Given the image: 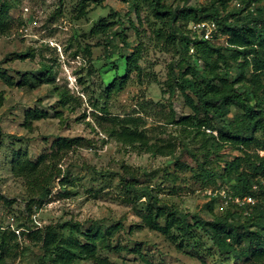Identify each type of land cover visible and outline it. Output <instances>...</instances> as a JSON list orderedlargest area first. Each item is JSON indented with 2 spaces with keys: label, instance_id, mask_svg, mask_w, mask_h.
I'll use <instances>...</instances> for the list:
<instances>
[{
  "label": "rangeland",
  "instance_id": "obj_1",
  "mask_svg": "<svg viewBox=\"0 0 264 264\" xmlns=\"http://www.w3.org/2000/svg\"><path fill=\"white\" fill-rule=\"evenodd\" d=\"M165 1L173 7L184 5L175 0ZM211 1L189 0L188 5H206ZM5 2L8 8L0 25V233L7 237L12 250L7 261L51 264L43 258L40 244L21 234L26 225L35 228L72 221L86 228L99 220L106 225L122 223L115 240L125 248L105 251L120 264H201L202 260L208 264L233 263L232 255L219 249L199 227L184 238L181 247L179 238L171 240L153 229L140 214L144 212V204L130 200L120 181L123 165L134 167L138 185H149L164 202L188 212L189 221L193 214L209 220L236 210L225 199L211 202L208 196L212 188L227 187L229 182L217 178L204 187L195 170L202 162L218 169L220 163L223 165L241 152L227 145L210 158L200 152L193 156L189 149L196 152L198 143L190 142L189 149L184 147L181 143L188 139L180 127L167 122L173 114L179 116L191 110L181 92L169 95L165 83L180 55L177 47L157 34L160 27L167 28L165 18H160L145 3L135 7L132 0L92 1L83 13L77 9L79 0ZM238 2L231 0L229 10H238ZM100 18L112 21V31L124 33L127 43L118 35L108 45L104 35L92 34L90 31ZM175 25L187 30L192 23L180 17ZM216 42L225 43L226 38ZM139 45L143 48L139 59L142 74H132L122 90L108 96L105 88L115 70L104 65L114 61L121 65L120 56L130 54ZM45 66L52 72L54 82L29 84L28 72L39 73ZM232 71L235 77L234 65ZM55 85L67 88L75 97L71 106L62 105ZM35 108L47 116L28 123L26 112ZM104 109L114 115L143 116L153 137L179 143L175 153L152 155L118 142L96 122L95 115ZM237 110L233 107L232 113ZM60 136L81 137L79 145L59 165L70 173V184L65 187L57 184L43 205L34 206L31 213L26 205L24 181L12 170V155L20 149L35 160L49 152ZM178 159L186 166L177 169ZM224 192L222 188L221 193ZM235 219V222L242 220ZM13 230L17 237L12 235ZM133 247H138L141 253L132 252L129 248ZM75 264L96 263L86 259Z\"/></svg>",
  "mask_w": 264,
  "mask_h": 264
},
{
  "label": "trees",
  "instance_id": "obj_2",
  "mask_svg": "<svg viewBox=\"0 0 264 264\" xmlns=\"http://www.w3.org/2000/svg\"><path fill=\"white\" fill-rule=\"evenodd\" d=\"M92 1L100 2L79 0L76 8L80 13L86 12ZM132 1L135 7L143 3L150 5L160 18H165L169 31L160 27L157 34L177 47L180 53L165 83L169 95L181 92L191 110L167 119L168 123L178 125L188 139L181 144L189 149L190 142H197L196 152L189 149L193 156L200 152L210 158L227 145L241 153L227 159L223 165L220 163L218 169L202 162L195 170V176L204 187L217 178L229 182L227 187L212 188L208 194L211 202L225 199L236 207L228 216L208 220L193 214L192 221H189L188 212L164 202L149 185H138L137 169L129 165H123L120 177L125 194L130 200L144 204V212L140 214L153 229L171 240L179 238V247L184 238L199 227L210 235L219 249L232 255L233 263L226 264H264V0H239L238 10H229L231 0H213L206 5H188L189 0H175L184 3L181 7H173L165 0ZM7 8L8 3L0 0V25ZM180 17L192 26L187 30L179 29L175 22ZM199 22L215 23L212 38H205L203 31L194 28ZM112 26V21L100 18L90 32L104 35L108 45L118 35L127 43L126 35L112 31ZM222 37L226 42L217 43L216 40ZM142 54L143 48L139 45L133 47L130 54L120 56L121 65L116 61L104 65L113 66L115 70V76L109 77L105 88L108 96L122 90L132 74H142L143 66L139 62ZM233 65L236 67L235 77L232 75ZM46 67L36 74L28 72L31 74L29 84L54 82L52 72ZM55 88L62 105L71 106L75 97L69 90L58 85ZM233 107L238 109L235 113H232ZM45 116L46 112L35 108L26 112L25 119L31 123ZM95 116L97 124L110 137L138 152L169 156L179 145L170 138L153 137L141 115L120 116L104 109ZM79 138L60 136L52 143L49 152L35 160L27 151L19 149L13 153L12 170L24 181L28 194L26 205L31 213L34 206L43 205L57 184L63 187L70 184V173L59 165L63 157L79 145ZM175 165L177 169L186 166L179 159ZM249 195L255 201L242 202ZM235 218L242 220L235 222ZM121 228V222L106 225L95 220L83 228L72 221H64L35 228L26 225L21 234L39 243L43 258L51 264H75L86 259L96 264H120L111 260L106 252L125 248L115 240V234ZM11 233L18 236L14 230ZM0 234V264H10L7 257L12 250L7 245V237ZM129 249L141 253L138 247ZM201 264L208 263L202 260Z\"/></svg>",
  "mask_w": 264,
  "mask_h": 264
},
{
  "label": "built area",
  "instance_id": "obj_3",
  "mask_svg": "<svg viewBox=\"0 0 264 264\" xmlns=\"http://www.w3.org/2000/svg\"><path fill=\"white\" fill-rule=\"evenodd\" d=\"M240 5V3H237ZM195 29H199L204 32L205 38H212L213 33L216 30V25L213 22H199L197 24H194ZM262 154H264V151H262ZM237 201H241L240 198H236ZM247 201V202H254L255 199L252 195L246 196L242 202Z\"/></svg>",
  "mask_w": 264,
  "mask_h": 264
}]
</instances>
